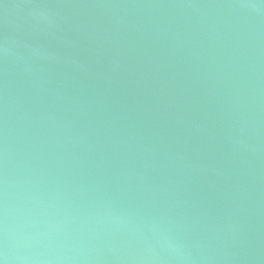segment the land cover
<instances>
[{
    "label": "water",
    "instance_id": "95a60500",
    "mask_svg": "<svg viewBox=\"0 0 264 264\" xmlns=\"http://www.w3.org/2000/svg\"><path fill=\"white\" fill-rule=\"evenodd\" d=\"M2 264H264V0H0Z\"/></svg>",
    "mask_w": 264,
    "mask_h": 264
},
{
    "label": "clouds",
    "instance_id": "9594fccd",
    "mask_svg": "<svg viewBox=\"0 0 264 264\" xmlns=\"http://www.w3.org/2000/svg\"><path fill=\"white\" fill-rule=\"evenodd\" d=\"M0 264H2V262H0Z\"/></svg>",
    "mask_w": 264,
    "mask_h": 264
}]
</instances>
